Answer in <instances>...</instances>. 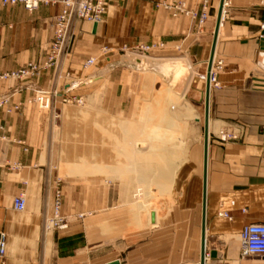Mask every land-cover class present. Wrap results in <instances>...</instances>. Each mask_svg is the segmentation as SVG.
<instances>
[{
    "label": "crops",
    "instance_id": "1",
    "mask_svg": "<svg viewBox=\"0 0 264 264\" xmlns=\"http://www.w3.org/2000/svg\"><path fill=\"white\" fill-rule=\"evenodd\" d=\"M207 1V18L201 22L204 0H107L95 32L92 23L73 22L74 40L58 68L43 69L33 78L0 80V99L6 100L0 105V233L7 239V264H201L205 247L216 252L207 264H264V256H243L240 243L244 225L264 223V0L225 2L213 58L222 61L223 69L209 94V136L211 128L221 126L242 134L228 142L214 134L204 153L207 82L200 76L210 72L221 3ZM178 2L196 15L168 7ZM62 8L61 0L35 11L0 0V72L46 60ZM141 46L150 49L142 53ZM104 48L110 52L103 54ZM90 57L96 62L86 74ZM173 62L179 69L169 78L162 67ZM107 78L111 87L96 95L110 97V104L97 110L111 113L120 128L157 129L159 116L171 111L169 101L175 98L174 126L179 131L187 121L191 138L185 143L175 135L134 155L135 169L115 166L122 175L117 186L103 184L87 169L64 174L62 211L70 222L51 228L52 196L61 179L40 148V110L49 109L55 97L79 96L82 88ZM41 92L51 94L46 106L41 99L49 94ZM79 154L84 159V148ZM93 176L102 185H91ZM138 182L142 192L156 193L150 201L131 196ZM111 191L120 196L105 197ZM20 193L27 198L24 211L13 207Z\"/></svg>",
    "mask_w": 264,
    "mask_h": 264
},
{
    "label": "rangeland",
    "instance_id": "2",
    "mask_svg": "<svg viewBox=\"0 0 264 264\" xmlns=\"http://www.w3.org/2000/svg\"><path fill=\"white\" fill-rule=\"evenodd\" d=\"M84 67L86 74L94 69L93 65L88 67L84 65ZM164 67L165 65L162 67V70ZM164 71L168 74V70ZM163 84L165 86L167 82H163ZM168 84L170 85V81ZM171 84L175 85L176 81ZM110 87L111 83L107 78L104 81L98 82L97 85L91 84L88 87L82 88L83 91L80 92L81 95L79 94V96L65 95L57 99L55 97L53 102L50 101L49 109L45 111L42 109L40 110L38 119L40 148L43 151L45 162L49 168H51L53 172L59 173L61 181L58 183H60L61 187L63 186V183H65L64 174H79L80 169H87L88 173L91 175L99 174L100 177L98 179H102L103 184L110 185V187L117 186L120 184L122 175L115 169V166H121L123 164L125 165L124 170L126 171L129 164H131L130 167L135 169L137 163L134 160L136 158L134 155L137 156V154L150 152L152 146L157 147V145H160L159 143L164 140H167L168 142L174 140L175 135H178V137H180L185 143L187 142L188 137L191 138L192 130L187 121H185L183 128L179 131L174 126L176 120L170 112L178 105V100L175 98H172L169 101V109L171 111L163 116H159L161 124L158 125L159 127L157 129L149 127L144 128L143 126H128V124H125L120 128L122 123L120 124V122L117 121L113 122L112 119H110L111 113L104 112L105 107L110 104L109 101L111 98L96 95L98 94L96 93V90H99L101 93V91ZM103 107V112L100 111V109L97 110V108ZM125 115L126 113L120 114V118L126 117ZM115 116L119 117V115L116 114ZM195 118L198 117L195 116ZM206 120L207 113L205 109V124ZM222 128L224 127L211 128L210 136L209 134L205 135L204 130L202 129L201 141L203 140L204 153L208 148L209 137L211 139L214 134L218 135ZM212 131L215 133H212L211 135ZM85 140L87 141V144H85V142H80ZM143 142H148V147L143 148L145 144ZM167 146L171 148L173 147V145ZM80 147L84 148V152L86 153L82 160H80L79 154ZM185 147L186 152H188L190 150L189 142L185 144ZM69 150H71V158L67 160L66 151L70 152ZM129 156L131 157V163L128 162ZM108 164L112 167H106ZM156 165L159 167L161 163H157ZM79 166L81 168H79ZM102 174L104 176H102ZM96 179L95 176L89 177V183L94 187L97 184L102 185V182H96ZM142 185L143 183L138 182L136 188L138 189ZM155 194L156 193L152 191L144 193L138 189L137 192L135 194L132 193L131 196H135L136 201H143L146 198L150 201ZM104 195L105 197L115 196L116 198L117 196H120L118 191H111ZM152 213H154V211H152Z\"/></svg>",
    "mask_w": 264,
    "mask_h": 264
},
{
    "label": "built area",
    "instance_id": "3",
    "mask_svg": "<svg viewBox=\"0 0 264 264\" xmlns=\"http://www.w3.org/2000/svg\"><path fill=\"white\" fill-rule=\"evenodd\" d=\"M4 4L16 5L21 4L29 11L37 10L41 5L54 4L57 0H1ZM63 8L60 14L56 18L55 22V34L54 40L51 45L50 53L46 60L39 64L35 61H29L24 66L9 71L0 72V80L8 79H25L33 78L40 75L41 71L46 68L55 69L58 68L61 56L69 49L70 44L73 40L72 25L75 20H85L89 23L95 24L103 20L104 14L107 11L108 4L107 0H61ZM207 0H204L203 11L201 13V22L207 18ZM170 8H176L178 11H185L190 14L196 12L187 11L184 2H178L176 4L168 5ZM264 28V24L262 25ZM264 36V35H263ZM150 46H141L140 50L142 53L147 52ZM110 49L104 48L102 53L107 54ZM96 58L90 57L85 66H92L95 64ZM223 69L222 61H213L210 68L209 80L212 87L218 86V76ZM202 79L207 80L206 74H201ZM260 82V81H259ZM42 96L48 92H41ZM49 94V98L51 94ZM40 96V99L41 97ZM6 102L5 99H0V105ZM20 104L16 105L15 108H19ZM241 130L236 127H224L220 130L217 135L221 141L236 140L241 137ZM64 204L63 190L60 183L54 188L52 196V214L48 218V226L56 229L66 228L70 222L69 216L63 214L62 208ZM13 207L17 211H24L27 207V198L24 193H20L13 198ZM85 213L78 214V217H85ZM223 216L230 218L227 212L222 213ZM240 243L243 256L257 255L264 256V223H251L243 226L240 232ZM7 251V239L4 233H0V264H7L5 261V255ZM211 258L210 251H205V262ZM207 262L205 264H207Z\"/></svg>",
    "mask_w": 264,
    "mask_h": 264
},
{
    "label": "water",
    "instance_id": "4",
    "mask_svg": "<svg viewBox=\"0 0 264 264\" xmlns=\"http://www.w3.org/2000/svg\"><path fill=\"white\" fill-rule=\"evenodd\" d=\"M222 6H223V0H221L220 8H219V14H218L217 25H216V30H215L214 42H213L211 56H210L209 64H208V69L209 70L211 68L212 61H213V58H214V53H215V48H216V43H217V38H218V33H219V28H220V19H221ZM97 26H98V23H95L94 24V28H93L94 32L96 31ZM261 39L264 40V36L261 37ZM209 94H210V84L207 83V89H206V98L208 96V100H207L208 101V108H206L207 114L209 112ZM41 104L43 106H46V105L49 104V97L47 95H44L42 97ZM206 132H207V125H205V133ZM152 222H155V214L154 213H152ZM204 233H205V223H204V226H203V237H204ZM215 256H216V252L215 251L211 252V257H215ZM118 263H119V261L115 260V261H111V262H108V263H105V264H118ZM201 264H205V252H204V256L202 255V258H201Z\"/></svg>",
    "mask_w": 264,
    "mask_h": 264
},
{
    "label": "bare ground",
    "instance_id": "5",
    "mask_svg": "<svg viewBox=\"0 0 264 264\" xmlns=\"http://www.w3.org/2000/svg\"><path fill=\"white\" fill-rule=\"evenodd\" d=\"M225 2H226V0H223V6H222V9H221L220 26H221V23H222V20H223V17H224V13H225V10H224V8H225ZM214 55H215V53H214ZM212 64H213V61H212ZM178 69H179V64L177 62H173V63H170L168 65H165V67L163 68V70H166V71L168 70L167 73L170 74L169 75L170 78H172L173 74H175L178 71ZM182 73H183V71H182ZM209 74H210V72L208 74H206L207 75L206 82L210 84V90H211L212 86H211V83H210V80H209ZM178 77H179V73L173 77V79L171 80V82L174 83L175 81H177ZM203 80H205V79H203ZM207 100H208V96L206 98V101ZM206 103H207L206 104V108H208L207 107L208 101ZM206 113H207V111H206ZM205 125H207V132L205 133V135H208L209 134V131H208V128H209V112H208V116H207V120H206V124ZM204 251H206V247H205V250Z\"/></svg>",
    "mask_w": 264,
    "mask_h": 264
}]
</instances>
